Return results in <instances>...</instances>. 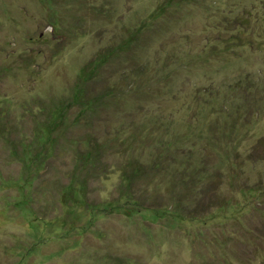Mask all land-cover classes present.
Masks as SVG:
<instances>
[{
    "label": "rangeland",
    "instance_id": "obj_1",
    "mask_svg": "<svg viewBox=\"0 0 264 264\" xmlns=\"http://www.w3.org/2000/svg\"><path fill=\"white\" fill-rule=\"evenodd\" d=\"M199 1L181 7L191 17L186 26L198 35L208 24L206 4L218 3L213 13L264 17V0ZM148 2L0 0V137L10 138L11 131L18 140L30 138L34 122L44 120L40 104L70 96L80 70L100 47L118 39L128 15L148 10ZM161 23L159 18L149 39L134 49L142 72L122 78L125 65L113 66L107 81L117 89L118 105H110L107 119L89 132L106 149L108 167L86 192L91 201L111 203V211L91 222L90 212L72 195L73 200L59 199L51 180L64 178L69 167L64 155L42 177L37 171L19 188L0 186V264H264V27L256 39L261 42L245 43L237 58L202 50L199 38L159 39V28L166 29ZM250 77L263 83L249 92L258 98L248 102L247 93L229 91L223 83L245 84ZM205 135L215 148H207ZM225 142L230 152L220 166L217 152ZM32 157L29 165L36 162ZM7 159L0 151V180L32 175ZM131 163L149 169L151 176L130 193L122 173ZM186 180L188 198L179 199L185 204L181 208L175 192ZM202 182L214 187L219 202L203 197ZM199 196L206 206L187 212ZM127 198L141 208L131 202L134 210L124 209ZM151 200L172 213L142 211Z\"/></svg>",
    "mask_w": 264,
    "mask_h": 264
},
{
    "label": "trees",
    "instance_id": "obj_2",
    "mask_svg": "<svg viewBox=\"0 0 264 264\" xmlns=\"http://www.w3.org/2000/svg\"><path fill=\"white\" fill-rule=\"evenodd\" d=\"M188 2H191L192 5H196L198 2L200 3L199 0H149L148 4L150 8L148 10L143 11V13L135 10L133 14L128 15L127 18L124 19L125 21L123 20L121 26L122 33L118 37V41L113 37L112 41L100 47L93 59H90L89 63L80 70V73L74 80L70 96L53 98L50 100V103H48V106L45 105L44 102L40 104V111L45 113V115L42 116L44 120H41L40 123L34 122L32 128L33 134L30 138L25 137L27 138L26 141L18 140L14 138L13 133L9 131L8 134L10 138L6 137L5 139L2 133L0 140L5 141V145H1L0 141V151L8 158L7 163H21L24 169L32 172V175L27 174L26 176V174H24L21 178L9 177L8 179L0 180V186L15 185L19 188L23 183L33 181L34 172L36 173L38 171L36 174L42 177L46 173H50L51 169H56L55 166L57 167L60 161H63L65 155L68 158L69 167L65 171L64 178L61 179L57 177V175L54 177L52 176L51 180L53 186L60 191L61 195L59 199L63 200L65 197V200H67L70 199L72 195L74 201L79 204L80 207L82 206L85 211L90 212L91 218L89 221L91 222L93 219L97 217L101 218L100 216H105L106 213H109L111 211L110 208H112L111 203H97L96 200L91 201L88 199L86 189L91 181L97 179L108 167L106 162L107 154L104 151L106 149H104L103 144H100L96 137L92 135V133L90 135L89 132H91L97 124L107 119L108 115L106 112L109 109H113L110 108V105L113 107L118 105L117 100L119 96L117 95V89L113 88L107 81L109 79L108 74L115 70L113 66H115V64H121L127 67V70H125V66L120 70L122 78L130 77L131 72L138 73L143 71V65L139 60L140 57L136 55L137 53H134V49L137 51L136 47H141V42H145L146 39H149L150 34L148 35V32H152V25L157 24L159 18H162L164 22L161 24H166L165 30L159 28L157 31L159 39L165 37L173 38V42H176L180 38H185L187 40L189 39L187 41L189 42L193 38H199L196 41L197 43H202L201 49L205 51L208 50L216 56L233 54L239 58L240 51L245 43L252 47L253 43L254 45H258L261 42H257L256 39L260 36L258 33L259 29L263 30L264 17L259 15L255 16L248 12L244 14L226 13L227 11L223 12L219 11V9L217 13H213L211 8H219L217 6L218 3L204 5L206 15H204L203 20L208 24L204 27L202 34L198 35L196 31L193 32L186 26L191 17H189L190 15H185L184 13L186 12L181 10V7ZM193 17L194 20H197L196 15ZM49 19H53V16ZM170 20H173L171 23L177 24V26L169 27L172 25H168ZM182 23H184V26L178 25ZM97 32L100 33V31ZM254 33L257 34L253 36ZM234 45L237 49L233 48ZM260 79L259 81H255V78L250 77L248 80L249 83H245L246 85L242 84L244 82L237 83V80L233 82L227 80L223 83L228 87L229 91L230 89H238L247 93L246 95L248 98H244L247 100L246 102H248V99L254 100L258 98L257 96L253 98V94L249 92H251V90L258 91L261 83H263ZM101 84L104 85V88H101ZM98 88L100 89L95 91V89ZM223 102L224 99L221 101V104H223ZM74 112H76L74 116L71 115L70 117V114ZM4 114V117L7 116L6 118H10L9 114L7 115L6 112ZM229 114L232 113L229 112ZM81 126L89 128V131H81ZM230 126H232V124ZM207 132L215 136L212 129H208ZM224 134L230 136L231 127H229V131ZM206 135L207 148H215V146H211L215 145V141L210 140L207 137L208 135ZM227 143L228 142H225V145L221 144L220 147L218 146L219 150L217 154L220 166L224 165V162L229 156L230 148L226 146ZM260 143L261 139L250 149V153H248L249 157H252V154L256 152V146ZM41 148L44 150L45 154L40 152ZM207 148H205V150ZM31 154L33 157L30 159L35 160L38 164L35 162L34 165H29L30 161L28 156ZM37 155L41 158H37ZM68 155L70 157H68ZM53 162L56 163L53 165ZM153 165L154 163L151 164V166ZM216 174L219 175L218 171H216ZM150 176L149 169H144L142 165L135 163L129 164L128 168L123 170L122 173L125 190L131 193L132 188L138 182L140 183L143 178ZM188 178L189 176H187V179ZM43 180L45 181V179ZM185 184L188 185L187 180L184 181V186H180L179 184L181 189L175 192V195L178 196L177 204H179L181 208L185 204L179 199L186 200L188 198L185 193V189L187 188ZM199 190L204 192L203 197H209L210 195L211 200H217L219 202L220 199H216L218 197L214 193V187L211 188L209 183H207L206 186L205 182H202ZM130 199L127 198V200H124V202L127 203L124 205L122 204L124 209L130 211L132 209L134 210V208L136 210L141 208L138 203H134L132 200L130 201ZM131 202H133L131 205L134 208L131 207ZM193 202L196 203L188 209L189 211L187 212L196 214L195 211L203 209L206 206V201L200 198V196L194 199ZM133 204H135L136 207ZM148 204H150V206H144L142 211L152 213L153 216L157 215L159 212L172 213L168 208V210L163 209V206L157 205L160 204L157 200H151ZM160 205H162V203ZM152 215H150V217H152ZM182 216L183 218L185 217L184 215L180 217Z\"/></svg>",
    "mask_w": 264,
    "mask_h": 264
}]
</instances>
